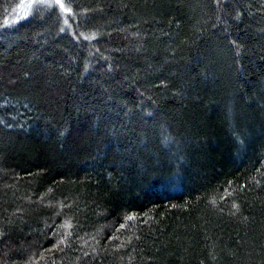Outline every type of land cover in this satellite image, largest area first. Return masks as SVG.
I'll return each instance as SVG.
<instances>
[{"label": "trees", "instance_id": "trees-1", "mask_svg": "<svg viewBox=\"0 0 264 264\" xmlns=\"http://www.w3.org/2000/svg\"><path fill=\"white\" fill-rule=\"evenodd\" d=\"M30 2L0 0V264H264V0Z\"/></svg>", "mask_w": 264, "mask_h": 264}, {"label": "snow or ice", "instance_id": "snow-or-ice-1", "mask_svg": "<svg viewBox=\"0 0 264 264\" xmlns=\"http://www.w3.org/2000/svg\"><path fill=\"white\" fill-rule=\"evenodd\" d=\"M55 4L59 5V7L65 11V12H71V9L70 8H66L65 4L62 2V0H54ZM33 4H36L37 6H40V5H47V6H51L52 4V0H32V2L26 4V5H21V7L25 8L26 10H31L32 7H33ZM6 23V22H5ZM61 31H63V29H61ZM85 39H94L95 37L92 36V37H88V36H85L84 37ZM149 115H151L149 113ZM128 219H132V217H128ZM121 227H124V225H121Z\"/></svg>", "mask_w": 264, "mask_h": 264}, {"label": "rangeland", "instance_id": "rangeland-1", "mask_svg": "<svg viewBox=\"0 0 264 264\" xmlns=\"http://www.w3.org/2000/svg\"><path fill=\"white\" fill-rule=\"evenodd\" d=\"M31 2H32V0H31ZM52 2H54V0H52ZM21 11H20V16H18L17 19L23 18V17H25L27 15V12L28 11H25V9L24 10H21ZM17 19H15V20H17Z\"/></svg>", "mask_w": 264, "mask_h": 264}]
</instances>
